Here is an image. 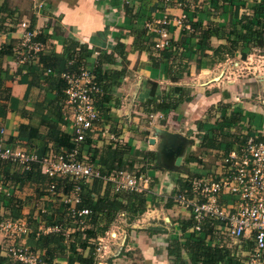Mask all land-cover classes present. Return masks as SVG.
<instances>
[{
    "label": "trees",
    "instance_id": "trees-1",
    "mask_svg": "<svg viewBox=\"0 0 264 264\" xmlns=\"http://www.w3.org/2000/svg\"><path fill=\"white\" fill-rule=\"evenodd\" d=\"M212 1L215 6L214 9L209 10L214 17L231 9L230 20L225 24L210 21L202 25L199 22L185 21V24L191 25L190 29L183 27L182 39L176 41L171 38L170 45L163 49L156 47L155 39L158 37L156 33H148L147 29L141 26L142 24H136L132 26L135 49L147 51L152 65L157 69L163 63L169 64L167 76L173 82L178 81L183 74L190 73L191 61H195L197 68L202 69L204 60L210 61L212 65L227 58L239 57L241 60H246L251 51L258 48L264 53V0H239V4L233 3V0ZM177 2L186 1L173 0L169 5H175ZM197 2L199 3L200 0H195L193 6L186 2L184 8L187 10L191 6L195 9ZM250 2L253 4L250 5ZM36 20V16H31L30 29H35ZM54 27L56 32H64L61 26ZM47 39L48 37L40 31L38 40L47 44ZM214 39H225L226 42L215 46L212 45ZM19 42L9 40L0 44V118L4 120L9 110L19 112L28 122L20 124L18 137L26 138L28 147L32 146V142L40 144L36 149L42 154L51 149L56 151L69 149L72 147L73 136L64 129L65 120L62 110L66 81L57 74L66 71L78 73L87 64L93 52L88 44L78 41L72 34L66 35L64 53L60 54L52 49L45 50L39 55L38 64L27 65L23 74L22 71L17 72L21 74L18 81L27 84L26 94L22 99H17L12 95L10 84L17 75L3 67V60L6 56L16 57L15 52ZM127 56L126 44L118 41L110 47V50L100 53L94 66L96 80L103 90V93L96 97V107L101 112V120L97 127L108 125L110 131L116 135L122 134V129H118L109 104L114 99V83L128 74ZM118 58H121L123 63L121 70L104 67L105 64H114ZM47 69H51L53 74L45 75ZM148 87V94L150 93L151 97H147L142 105V110L147 114L179 111L185 104L190 105L199 96L191 89L177 84L164 90L157 82L150 81ZM33 88L39 89L40 94L33 110H29L26 105ZM218 91L214 90V92ZM50 93H54L53 98L48 97ZM222 95L225 98L231 97L228 90H224ZM118 100L117 105L120 103ZM221 104L222 102L219 103ZM229 107V105L225 106L221 114L215 116L209 115L215 109V105L209 108L208 118L215 117V126L211 129H205L203 119L196 121V130L200 133L196 134L200 138V148L206 151L223 150L226 153L234 142L242 143L245 140L244 137L240 138L230 130L241 121L242 115L236 111L228 113ZM42 127L45 128L44 131ZM15 140L18 138H10L11 142ZM84 144L89 145L90 160L97 162L102 167L103 173L107 175L121 168L129 172L145 173L148 171L147 163L157 158L154 151H147L144 157L140 158L136 152L132 153L131 146L127 143L105 142L102 137L96 140L87 137ZM187 160L196 163L201 161L195 155ZM0 174H3L5 181L20 184L19 192L12 195L0 193V207L14 219L26 215L32 228L30 238L33 240V248L41 253L42 260L48 264H99L92 240L105 234L120 213H125L129 222H132L148 207L149 195L146 193L116 192L112 182L104 183L103 179L94 178L90 183H82V201L78 204V208L89 209V224L81 230L78 221L71 216L70 205L60 196H52L46 190L55 182L56 193H69L73 183L68 178L56 181L35 169L11 173L9 165L1 162ZM176 182L177 192L182 186L187 185L184 184L186 182L184 178H178ZM26 188L33 190V193L23 195V190ZM166 205L171 207L172 204ZM26 208H29L27 214H25ZM2 218L3 215L0 213V221ZM41 223L45 226H58L60 229L45 233L40 229ZM178 229L179 235L167 238L166 255L172 264H239V260L231 256L227 243L216 234L215 223L209 222L204 225L202 232H196L193 230V221L186 218L177 220ZM69 230L71 231L68 232ZM147 232L149 236L169 233L167 229L160 227H149ZM0 264L18 263L0 256Z\"/></svg>",
    "mask_w": 264,
    "mask_h": 264
},
{
    "label": "built area",
    "instance_id": "built-area-1",
    "mask_svg": "<svg viewBox=\"0 0 264 264\" xmlns=\"http://www.w3.org/2000/svg\"><path fill=\"white\" fill-rule=\"evenodd\" d=\"M165 5L173 0H162ZM177 1V0H174ZM194 4L195 0H185ZM186 2H177L182 7ZM43 7L41 1L37 8ZM187 15L175 18L176 25L190 29L185 24ZM171 18L166 14L156 18L153 23L147 22L148 32L157 34L156 47L163 49L170 45L169 26ZM19 27L23 31L15 55L20 64H38L39 55L49 49V44L38 40L39 30L30 29L29 21L22 20ZM94 55L101 51L91 48ZM53 74L47 69L44 74ZM60 75L66 81L63 114L70 121L72 147L62 150H50L40 153L24 146L19 141H10L1 130L0 162L9 165L10 172L39 170L42 174L58 181L68 178L73 183L69 193H56L55 182L46 189L52 196H60L70 205L71 216L78 221L79 228L84 230L89 224V209L78 208L82 201V183H90L94 178L112 182L116 192L148 193L151 177L143 172H129L124 168L104 174L102 167L89 158L87 137H94L97 124L101 120V112L96 107V97L103 90L96 80L94 68L84 65L78 73L63 72ZM101 136L107 142L126 143L122 134L116 135L108 125L101 129ZM218 156L215 169L185 175L188 180L176 196L178 205L188 213L193 221V230L202 232L204 225L215 223V232L220 235L231 250V256L239 260V264H264V126L255 132L247 133L245 140L235 142L227 152L214 150ZM18 182L5 181L0 174V193L12 195L19 192ZM54 198V197H53ZM29 208L25 209L27 214ZM0 207L3 218L0 221V256L18 264H48L41 258V253L34 250L30 239L32 228L26 215L14 219ZM125 216V213H120ZM118 215V216H119ZM116 221V220H115ZM115 221L111 227L96 239L97 256H104L111 251L110 242L117 235ZM40 229L45 233L56 232L58 226H45ZM69 230L68 232H70ZM126 240V236L124 237ZM123 239V240H124ZM29 240V241H28ZM229 240V242L227 241Z\"/></svg>",
    "mask_w": 264,
    "mask_h": 264
},
{
    "label": "crops",
    "instance_id": "crops-1",
    "mask_svg": "<svg viewBox=\"0 0 264 264\" xmlns=\"http://www.w3.org/2000/svg\"><path fill=\"white\" fill-rule=\"evenodd\" d=\"M41 2L43 3V7H41L40 9V13L38 12L39 9L37 8V6L35 5L34 7L33 13L35 14L37 19L35 28L42 31L48 37L47 40L49 43V49H52L57 53H64L65 36L71 34L76 39H78V41L88 44L90 48L93 47L98 49L99 51H101V53L103 51L110 50V47L118 41H121L126 44L128 49V74L120 77V79L118 80L120 84H118V82L114 83V99H112L109 105L111 107V111L113 113V117L115 119L118 129H122V135L124 136L126 143L131 146L132 153L136 152L137 155H139L138 157H144V154L147 151L155 152V150H153L154 148H151L150 139L154 136V133H156L157 128L162 129L164 126L158 124L154 128H148L149 123L151 124L153 123V121L156 122V120L159 119L165 121L167 125H169L170 122L176 123L178 125V119H182L183 121L186 118H189V120L195 123V127L197 129L196 121L205 117L208 118V116L206 115L209 108L213 105H217V103L220 101H225V97L222 95V92L227 89H224L221 93H219V91L214 92L213 90H206L205 92H200L197 90L195 92V88H187L185 82H182L184 76H182L176 82H173L168 78L167 71L169 64L163 63L158 69L155 68L149 59V54L147 51H139L138 49H135V35L132 26L136 24H142L141 26L145 27V24L147 22L153 23L156 18L162 17L163 15L167 14L171 18V24L169 26L170 36L171 38H173V40L180 41L182 39L183 28L182 26L176 25L175 18L177 19L182 16V14H186V22L194 21L202 23V25H206L210 21H216L220 24H225L228 20H230V8L226 12L214 17L213 15H211L210 11L211 9H214L215 6V3L212 0H207L209 6H203V9H205V11H202V8L199 5H197V8L193 10L191 8L186 10L184 8L186 4L182 7H180L177 3L175 5L168 6L165 5L162 0H41ZM233 3L239 4L240 1L233 0ZM10 7L11 6L9 5L8 0H0V27H2V29H0V44L5 43L9 40L19 42L20 38L23 35V31L19 27V22L22 20L30 21V19L26 15L24 16L22 14L20 8ZM207 8H209L210 10H207ZM19 19L20 21H17ZM50 22H52L53 25L50 26ZM55 25L61 26V30H64V32H56L54 27ZM225 42V39H214L212 41V45L216 46L220 43ZM98 56L92 53L91 57L87 60V64L90 68H94ZM209 62L210 61L208 60H204L203 68L200 70L204 69L208 71L211 70V68L214 67L216 64L221 63L217 62L215 64L210 65ZM3 67L8 68L12 74L17 75L15 77V80L10 83L12 87V95L17 99H22L27 92V84L22 83L18 80L21 78V74L25 73L26 65L20 64L18 62L17 57L11 55L6 56L4 58ZM104 67L121 70L123 67V63L121 61V58H118L114 64H105ZM189 68L190 73H185V75L189 76L194 74L193 69L197 68L196 62L191 61L189 63ZM18 71H22V73H17ZM150 81L157 82L160 88L164 90H168L170 86L174 84L181 85L186 87L187 89H191L193 93L198 94L199 96L193 101V103H191L190 105L185 104L182 108H180L179 111H171L167 114L162 112L147 114L142 110V105L147 97H151L149 95L150 93L148 94V86ZM127 82L130 86L129 92L128 90H126L127 92H123L122 87ZM39 92L40 91L37 88H33L30 91L29 99L26 105L27 109L33 110V108L35 107L36 100L39 99ZM48 97L53 98L54 93L48 94ZM117 99H119V105H117ZM126 100L132 103L127 106L128 103ZM121 108L123 109L122 115L119 114V112H116ZM232 111L235 110H231L228 108V113ZM256 111L258 110L256 109ZM121 116L123 118H120ZM63 118L65 120L64 129L66 132L70 133V121L68 119H65L64 114ZM213 118L215 121V117ZM244 118L246 119L247 123L249 122L252 125V131L250 132H255L256 130H259L264 126V116L258 114L257 112L251 113V117H242L240 121L241 123H244ZM27 122L28 120L23 118L19 112L9 110L4 120L0 118V138L2 137L1 130L4 129L6 137H9V139L17 137L18 140L15 141H19L24 146H27L26 138L18 137L20 124ZM144 125H147L146 132H143L144 134H146L145 136L148 140L147 146L143 143V141H138L141 145H137V140L134 138V136L138 132L143 131L141 130V128L145 127ZM100 129V127H97L94 137H91L93 140H96L98 137L103 138V136H101ZM196 129L194 130L195 135L200 134L197 132ZM42 130L44 131L45 128L42 127ZM230 130L232 131L233 128H231ZM175 132L183 134L178 130H175ZM238 133H246L247 135L249 131H241ZM156 135H158V133H156ZM246 135H243L242 138L244 137L245 139ZM154 137L156 138V136ZM103 139L105 140V142H107L105 138ZM197 141L199 143L198 145L200 146L199 137H197ZM31 144V147L27 146L30 149L37 150L36 148L40 147V144H38L37 142H32ZM233 144H235V142ZM141 147H143V149H141ZM212 152L214 153V150H212ZM192 163L196 162H191V164ZM152 166L153 162H148V171L145 172V174L151 177L150 191L146 193L147 195H149L148 207L146 210H148V212H152V215L153 213L162 212L164 214L163 219L165 221L168 220L170 223L171 221L177 219L174 217L172 218V216L176 214L185 216L184 219L188 218L187 211L181 206H177V204H172L171 207H167V203H164L161 205L162 207L160 209H158L155 205L158 201H160V203L163 202V197H166L165 200L167 201L169 194L172 191H176L177 179L184 178L185 175L189 174L178 175V173L174 172L173 170L165 169L163 167V169H157ZM203 171L205 172L206 170ZM185 180L186 182L184 184H187L188 180ZM181 188H183V186ZM151 206H153L154 208H151ZM159 218L160 216H158V219ZM173 225L175 226L174 230L177 232L170 231L167 225L163 226L166 227L165 229H167L169 232L162 233L165 237L168 238L176 234L179 235V229L177 230V221H175L174 223L172 222V226ZM155 236L156 234L148 236V238L150 237L149 239L151 240ZM167 238L165 241L166 245ZM152 242L154 241H151V243ZM137 243L139 247L145 249L144 251L147 253V255H150L151 258L156 261L157 258L155 254H153L154 248L152 246H146V244H144L143 242ZM162 253L165 254V260H159V264H170L166 255V246L162 250Z\"/></svg>",
    "mask_w": 264,
    "mask_h": 264
},
{
    "label": "rangeland",
    "instance_id": "rangeland-1",
    "mask_svg": "<svg viewBox=\"0 0 264 264\" xmlns=\"http://www.w3.org/2000/svg\"><path fill=\"white\" fill-rule=\"evenodd\" d=\"M39 1L8 0L9 5L11 6L10 8H20L22 14L24 16L26 15L29 19L31 18V16H35V14L33 13L34 7L35 5L38 6ZM250 3L252 4L253 2ZM188 5L193 6L191 3ZM198 5L202 8V11H205V9H203V6H209V3L206 0H200ZM191 9L193 10V7ZM207 10H209V8H207ZM17 21H20V19ZM0 29H2V27H0ZM189 48L190 46L187 47L188 50ZM193 71V75L188 76L183 74L184 77L182 82H185L187 88L193 87L195 88V92L197 90L200 92H205L206 90H219V93H221L224 89H227L229 93L232 94L230 98H225V101H220L222 102L221 105H219L220 102H218L217 105H215V109L213 110V112L209 114L210 116L220 114L223 108H225V106L227 105L230 106L229 109L241 113L242 117H251V113L255 112L264 116V53H262L259 48L251 51L249 57L244 61L239 59V57L228 58L225 62L216 64L214 67L211 68V70L207 71L204 69L200 70L198 68H194ZM220 74H222V76L219 80H212L213 77H216ZM122 89L123 92H125L126 90H128L129 92L130 86L128 82L123 85ZM127 103V106H129L132 102L127 101ZM256 109L258 111H256ZM116 112H119V114L122 115L123 109L121 108ZM120 118L123 117L121 116ZM213 121L214 118H203L205 128L211 129L213 126H215V121ZM178 123L179 124L177 125L176 123L170 122L169 125H167L165 121L157 119L156 122L153 121V123L148 124V128H154L156 125L159 124L164 125L162 129L165 131L177 133L175 132V130H178L184 134L183 135L181 133H178L184 138L181 137L178 139V141L171 143V140H169L170 136H161L159 134L156 135V133H154V136H156V143L151 144V148H154L153 150H155L156 152V160L158 159V154L160 153L163 158V162H166L168 165L175 167L176 169H170L168 167L163 168L173 170L174 172H177L178 175L189 174V176H191L196 173L204 172L203 170L215 169L217 165V157L212 151H206L205 149L200 148V146L198 145L199 143L197 141V136L195 135L194 131L196 129L195 123L189 120V118H186L183 121L182 119H178ZM144 126L145 127L141 128V130L143 131L138 132L134 136V138L137 140V145H141L138 141H143L146 146L148 145V140L145 136L146 134L143 133L146 132L147 125ZM251 126V123H247L246 119L244 118V123L240 122L237 125L231 127L233 128L231 132L234 135H237L242 138V136L246 135V133L244 134L238 132H250L252 131ZM154 136L152 138H155ZM141 149H143V147H141ZM192 155L197 156V158L201 161H199L197 164H191V162H188L187 159ZM177 156L182 157V162L180 165L175 164ZM156 160L153 159V167L157 169H163L162 167L158 166ZM31 193H33V190L27 188L23 190V195ZM177 193V190L172 191L169 194L167 201L165 200L166 197H163L164 201L161 203L160 201L156 202L155 206L160 209L162 207V204L168 202L169 204H177L178 206V202L176 201ZM151 208L154 207L151 206ZM151 213L152 212H148V210H146L141 216H139L136 220L132 222H129L127 216L125 217L119 215L115 221L117 225V228L115 229L117 235H115V237H113L112 241L110 242L111 251L102 257L97 256L99 264H159V260H165V254L162 253V250L166 246L165 241L167 237L160 233L156 234V236L150 240V237L148 238L149 235L147 229L149 227L166 228L163 226L167 225L170 231H175V226H172V222L174 223L180 218L184 219L185 216L176 214L172 216V218L174 217L177 219L171 221L170 223L168 220L165 221L163 219L164 214L162 212L153 213V215ZM158 216H160L159 219ZM125 236L126 240L124 242V245H121ZM30 240L31 241L28 240L29 243L33 242L32 239ZM151 241H154L152 242L153 244L151 243ZM227 241L229 242V240ZM137 242H143L144 244H146V246H152L154 248L153 254H155L157 258L156 261L153 260L150 255H147V253L144 251L145 249L139 247L137 245ZM170 264L172 263L170 262Z\"/></svg>",
    "mask_w": 264,
    "mask_h": 264
},
{
    "label": "water",
    "instance_id": "water-1",
    "mask_svg": "<svg viewBox=\"0 0 264 264\" xmlns=\"http://www.w3.org/2000/svg\"><path fill=\"white\" fill-rule=\"evenodd\" d=\"M221 76H222V74H220V75L214 77L212 80L217 81V80H219V79L221 78ZM156 133H158V134L161 135V136H163V135H165V136H170V138H172V139L169 138V140H171V141H170L171 143H172V142L174 143V142L178 141V139L182 137V136H181L180 134H178V133L168 132V131L162 130V129H160V128H157V129H156ZM165 138H166V137H165ZM165 138H164V139H165ZM182 138H184V137H182ZM150 143H151V144H155V143H156V138H151V139H150ZM168 143H169V142H168ZM181 162H182V157H181V156H177V157H176V160H175V164H176V165H178V164L180 165ZM157 163H158V165H159L160 167H168V168H171V169H176L175 167H172V166L168 165L167 163H164L163 160H162V156H161L160 153L158 154ZM124 242H125V239L122 241V244H121V245H124Z\"/></svg>",
    "mask_w": 264,
    "mask_h": 264
}]
</instances>
